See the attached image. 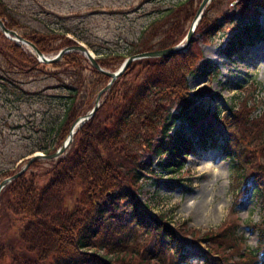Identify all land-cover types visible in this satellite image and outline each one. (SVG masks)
Instances as JSON below:
<instances>
[{
	"label": "trees",
	"instance_id": "trees-1",
	"mask_svg": "<svg viewBox=\"0 0 264 264\" xmlns=\"http://www.w3.org/2000/svg\"><path fill=\"white\" fill-rule=\"evenodd\" d=\"M191 1L183 0L177 7L166 9L161 14L165 15L162 21H153L136 41L130 42L127 54L96 58L100 67L108 68L109 60L117 68L134 54L175 46L184 37V24L195 15ZM232 1L230 11L222 15L221 21L208 24L206 30L209 37H214L221 27L234 25L236 31L221 49L228 59L246 47L264 42V26L259 20L264 16V0ZM55 18L65 24V17L55 15ZM0 19L9 30L22 29L17 11L7 0H0ZM201 22L198 30L202 29ZM66 31L49 29L19 34L46 55L77 44L66 36ZM78 38L90 45L83 36ZM171 59L182 61L187 57L180 53L134 61L103 93L106 100L74 134L72 144L51 168L41 173L24 172L0 192L3 207L0 264H180L187 261V246L198 240L208 245L201 264H229L233 257H237L235 264L252 261L264 264V112L252 116L253 110L245 104L221 116L216 107L197 100L208 89L200 88L190 94L184 79L185 69L198 78L217 75L216 64L202 57L195 64L187 59L183 70L182 66L178 70L167 69ZM84 61L87 60L81 53L71 52L56 63L43 64L14 42L0 45L1 107L17 102L28 103L32 109L26 119L38 137L29 154L55 152L71 124L92 110L91 103L108 78ZM82 69L89 71L90 76L84 75ZM51 70L54 72L47 73ZM43 73L52 75L57 83L47 85L39 93L22 89L26 76L36 78ZM127 76L129 79L121 82ZM48 89L56 91L50 93ZM161 89L171 95L162 99L169 100L175 111L168 108L165 116L144 109ZM85 102H89L87 108ZM37 103L48 108L34 110ZM147 120L156 122L147 126L157 129V136L148 132L146 142L138 149L142 150L140 154L138 150L130 154L133 147L120 149L117 143L122 135L136 133L137 129L141 132L140 127ZM135 138L140 140L138 136ZM210 150L218 151L224 160L230 161L231 185L236 188L231 194L234 205L239 196L243 203L252 194L257 195L262 206L263 221L257 229L259 241L253 249L241 250L244 240L238 234V224L200 236L199 231L187 228L186 223L171 229L163 218L153 217L149 207L138 200L140 181L145 174L154 172L156 167L173 173L182 168L188 156ZM14 173L8 170L5 178ZM251 179L256 184L255 191L249 188ZM178 183L165 186L183 187ZM82 188L84 192H102V196L98 202L88 200L84 204Z\"/></svg>",
	"mask_w": 264,
	"mask_h": 264
},
{
	"label": "rangeland",
	"instance_id": "rangeland-1",
	"mask_svg": "<svg viewBox=\"0 0 264 264\" xmlns=\"http://www.w3.org/2000/svg\"><path fill=\"white\" fill-rule=\"evenodd\" d=\"M182 1L7 0L8 4L17 11L19 22L22 23V29L16 31L17 33L34 30L45 32L49 29H61L63 32L67 28L66 36L75 39L77 43L83 44L88 50L93 52L96 58L111 56L112 54H127L130 49V42L136 41L143 29L149 27L155 20L162 21L165 15L162 16L161 14L166 9L174 8V6ZM210 2L202 11L203 14L198 20L192 34L191 40L194 39V42L191 45L189 44L190 46L185 51L177 52L176 54H186L188 61L191 60L194 64L202 57L207 60L210 59L216 64L218 74L198 78L193 73H188L189 70L185 69L184 79L186 88L190 91V94L199 91L200 88H207L208 91L202 93L197 100H205L208 106L216 107L221 112V116L223 113L229 112L231 108L239 110L240 106L245 104L248 109L253 110L252 116L259 115L264 112V42L256 46L246 47L240 54L228 59L223 55L221 49L227 45L226 43L236 31L234 25L229 24L221 27L214 37H209L206 30L208 24L221 21L222 15L229 12L230 7L234 4L232 0H211ZM191 3V9L195 15L184 24L182 29L184 37H181L175 46L169 48H175L176 46L183 45L185 42L186 33L197 15L196 12L202 0H192ZM92 12L98 13L90 15ZM55 15L65 17V24H61L56 18L54 19ZM259 20L261 21V26H264L263 15ZM199 22H201V30H198L199 28L197 27L199 26ZM79 34L88 40L91 46L87 45L85 40L79 39ZM8 41L12 42L0 31V45ZM19 46L22 51L30 55L32 54L35 58L34 53H32L27 45ZM192 47L194 53L190 54ZM55 55V53L51 52L45 56L54 57ZM81 55L85 60V56L82 53ZM187 59L182 61L171 59L168 61L166 68L178 70V66H182L183 70L186 67V65L183 66V63ZM107 62L110 64L109 67H102L106 71H116L120 67L116 68L113 61L108 60ZM84 63L90 67L89 62L84 61ZM82 71H84L82 72L84 75L90 76L89 71L83 69ZM52 72L54 70L47 73ZM47 73H43L36 78H28L26 76L25 81L22 80L24 82L21 85L22 89L37 93L40 90L43 92L47 85H55L57 82L51 77L52 75L50 76ZM127 79H129V76L123 77L121 82ZM103 87H100V90ZM48 91L53 93L52 91L56 90L48 89ZM105 95L102 96L100 103L106 100L107 97H104ZM167 95H169L168 91L165 93L164 89H161L153 99L147 101L144 109H147V111L154 110L155 113H162V116H165V110L169 108V111H173L174 109V105H170L169 100L162 99ZM96 97H94L91 105L94 104ZM1 101L0 181L6 177L5 173L8 170L17 172L27 164L28 158L32 156L28 151L33 146L34 139L38 137L34 130L31 129L30 122L26 119L28 113L32 111L28 103L20 105L17 102L15 104L9 103V105L1 107ZM88 103L85 102L83 104L84 107L87 108ZM33 108L34 110H38L39 108L48 107L37 103L33 105ZM10 112L11 115H9ZM7 116L10 118L8 119V125L5 126ZM149 124L153 125L156 122L147 120L146 124L144 123L140 127L141 132H138L137 129L136 133L123 134L119 143H117L120 149H131L133 147V150L130 152L132 154V152L142 148V145L147 140L145 136L148 135L149 131H151V135L157 136L158 130L149 128L147 126ZM137 136L140 138L138 141L135 138ZM141 151L138 150L139 154ZM197 154L189 156L182 163V168L173 173L156 167L154 168V172L145 174L140 181L138 200L149 207L150 214L153 217L156 219L163 218V221L171 229L182 227L186 223L187 228L199 231L200 236L206 234V232L216 233L230 224H238V234H241L244 240L241 250L255 248L259 241L257 229L261 227L263 221V209L257 195L251 194L243 203H241L242 197L240 198L239 196L237 204L234 205L235 198L231 194L236 188L231 185V175H229L230 161L224 160L221 153L216 150L207 152L198 151ZM54 161L37 160V164L34 165L33 163L29 166L26 173H41L51 168ZM171 179L174 181L169 182ZM253 181L252 179L249 183L251 185L249 188L255 191L257 187H255ZM177 182L183 187L170 189L165 186L166 183L176 184ZM82 192L84 204L88 200L92 203L94 201L98 202L102 196L101 191V193L94 192V190L84 192L82 188ZM201 203L206 208V218L198 216L196 209H194L195 206ZM218 207L222 210V213L218 212ZM1 216H3V207L0 204V236L3 231V218ZM11 232L14 234L15 230ZM206 244V242L200 240L196 244H189L185 251L187 261L180 264H201L204 259V252H207L208 249V245ZM213 244L214 242H212ZM236 258L233 257L229 264H235L237 262ZM250 264H254V261L250 262Z\"/></svg>",
	"mask_w": 264,
	"mask_h": 264
},
{
	"label": "water",
	"instance_id": "water-1",
	"mask_svg": "<svg viewBox=\"0 0 264 264\" xmlns=\"http://www.w3.org/2000/svg\"><path fill=\"white\" fill-rule=\"evenodd\" d=\"M211 0H202L201 5L199 6L197 10V15L195 19L192 21V25L189 28L188 32L186 33V39L183 45L176 46L175 48H166L165 50H154L153 52H144L141 54H134L131 57H128L124 59L122 65L116 70V71H106L102 67H100L98 61H96L95 56L92 51L88 50L83 44L78 43L74 46H67V48L60 49L54 57H47L43 53L39 51V49L34 45L33 43H30L27 39L24 37H21L16 31L9 30L6 28L4 22L0 20V31L4 33V35L11 40L12 42H16L19 45H27L32 53L36 56L39 62L43 64H53L59 61L64 55L70 53V52H81L85 58L88 60V62L91 63L92 67L95 68L96 71L104 74L106 77L109 78L108 84L102 88L97 94V97L94 102V106L90 112L87 114L81 116L80 118L76 119L71 124V129L65 138L66 140L62 143L61 147L57 149V151L51 153L50 155H46L44 153H35L34 155L30 156L27 160V164L23 166L17 173H15L12 176H9L8 178H5L0 181V192L8 185L9 182L12 180H15L19 178L20 175H22L27 169H29V166L33 163V161L44 159V160H55L62 156V154L66 151V149L69 147V145L73 141V135L77 133V131L82 128V125L90 120L94 113L97 111V109L100 107V101L103 96V93L108 91L111 86L113 85L114 81L123 76V73L126 72V69L137 60H142L144 58H166L168 56H173L177 52H183L187 49V47L190 44L192 34L194 33L195 27L197 25L198 20L202 16V11L211 3Z\"/></svg>",
	"mask_w": 264,
	"mask_h": 264
},
{
	"label": "bare ground",
	"instance_id": "bare-ground-1",
	"mask_svg": "<svg viewBox=\"0 0 264 264\" xmlns=\"http://www.w3.org/2000/svg\"><path fill=\"white\" fill-rule=\"evenodd\" d=\"M194 209H196V213L198 214V216H201V217L206 218V215H207V214H205L206 208L203 207L202 203H201L200 205L195 206ZM218 212H221V213H222V210H220L219 207H218ZM211 214H212V213H211ZM221 218H222V217H221ZM207 219H208V218H207ZM204 220H205V219H204Z\"/></svg>",
	"mask_w": 264,
	"mask_h": 264
}]
</instances>
